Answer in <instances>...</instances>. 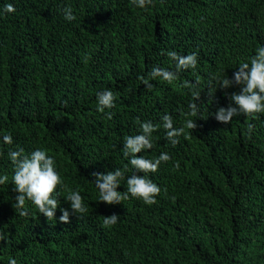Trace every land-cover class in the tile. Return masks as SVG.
<instances>
[{
  "label": "trees",
  "instance_id": "16d2710c",
  "mask_svg": "<svg viewBox=\"0 0 264 264\" xmlns=\"http://www.w3.org/2000/svg\"><path fill=\"white\" fill-rule=\"evenodd\" d=\"M8 3L15 11L0 12V134L14 143L0 144V174L9 177L0 186V228L9 235L0 264H264V114L218 122L214 113L240 88L214 93L212 80L232 78L264 44V0H154L147 10L131 0H0V10ZM169 52L196 53L197 68L172 83L152 80L154 67L176 71ZM193 86L198 117L188 115ZM104 89L116 94L111 119L96 109ZM164 114L177 128L197 120L174 146L158 129L153 148L137 154L170 156L148 174L161 189L157 203L100 202L93 174L127 169L124 192L128 176L143 175L123 155L124 138L139 133L138 120L158 124ZM17 146L54 156L65 185L60 206L75 189L86 213L65 224L59 209L47 220L29 201L28 216L15 212L7 152ZM113 214L117 223L105 225Z\"/></svg>",
  "mask_w": 264,
  "mask_h": 264
},
{
  "label": "clouds",
  "instance_id": "9594fccd",
  "mask_svg": "<svg viewBox=\"0 0 264 264\" xmlns=\"http://www.w3.org/2000/svg\"><path fill=\"white\" fill-rule=\"evenodd\" d=\"M133 6L140 10H147L154 5V0H131ZM14 6L11 3L5 4L0 12L13 13ZM64 19L72 22L76 19L70 7L63 9ZM168 55L175 62L176 71L166 70L164 68L154 67L150 73L152 80L161 79L165 82L172 83L179 78V72L185 69L195 70L198 66V58L196 53L186 56L178 55L176 52H169ZM234 71L232 78L226 73L223 76L213 77L212 80L218 87L228 89L239 86V93H233L230 97L229 105L219 107L214 113L215 119L228 125L234 117L237 116H253L264 114V44L256 48L255 54L248 62H241ZM146 88H150L151 84L148 80L144 81ZM194 101L189 105L190 117H198L202 113L203 105H198L197 101L201 93L192 88ZM212 89H209L211 92ZM116 94L111 89H104L96 93V109L98 112L104 113L108 119L112 118L111 109L116 107ZM197 120V119H196ZM196 120L187 119L183 127H174L172 116L164 114L161 122L154 124L152 121H137L139 124V133L136 135L126 136L123 143V155L129 157L128 164L136 170V173L126 178L124 192L117 191L121 186V181L125 179V171L127 169L116 168L114 171L106 173H94V183L98 190V199L107 205L121 204L122 200H126L129 196L142 200L147 205L157 203L156 197L160 194V187L154 183L148 176L149 173H156L162 162H167L170 156L167 152H161L154 159H146L144 155L137 156L138 153H144L146 150L153 148V133L163 128L166 132V139L174 146L178 143L179 137L185 132V128L194 130L196 128ZM251 131V126H249ZM14 140L10 132L0 134V144L11 146ZM3 153H0V158ZM7 159L12 165L11 184L14 186L15 196L14 210L22 217L28 216L30 213L25 209L26 201L35 205L38 212L47 218V220L55 219L56 212L59 209L61 215L59 221L62 223H70V215L84 214L87 206L84 198L78 190H68V195L64 200L69 205L68 208L60 206V192L65 185L57 171V164L54 156L48 154L43 148H35L30 153L19 146L15 150L9 147ZM9 177L0 174V186L9 184ZM80 218L79 216H77ZM118 216L116 214L104 218L105 225H114L117 223ZM9 235L0 228V242H8ZM8 264H17L15 258L9 257Z\"/></svg>",
  "mask_w": 264,
  "mask_h": 264
}]
</instances>
